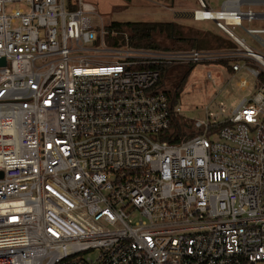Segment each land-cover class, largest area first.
<instances>
[{
  "label": "built area",
  "instance_id": "built-area-1",
  "mask_svg": "<svg viewBox=\"0 0 264 264\" xmlns=\"http://www.w3.org/2000/svg\"><path fill=\"white\" fill-rule=\"evenodd\" d=\"M197 3L239 51L114 47L93 4L0 0V264H264V56L234 32L264 46L243 26L264 0ZM238 60L253 96L162 140L182 110L161 69Z\"/></svg>",
  "mask_w": 264,
  "mask_h": 264
},
{
  "label": "rangeland",
  "instance_id": "rangeland-1",
  "mask_svg": "<svg viewBox=\"0 0 264 264\" xmlns=\"http://www.w3.org/2000/svg\"><path fill=\"white\" fill-rule=\"evenodd\" d=\"M84 2L96 6L98 13L106 19L107 23H130V22H171L178 25L192 28H197L203 31L219 32L213 22H194L189 14L198 8L197 0H83ZM211 8L215 11L221 9L224 0H206ZM25 8L23 3H12L7 6V12ZM254 11L264 12V5L259 4L252 6ZM246 29H264V21L243 22ZM235 34L244 39L246 44L256 53L264 56V46L257 40L248 35L244 29L236 28ZM226 38V37H225ZM264 40V35L261 36ZM157 42L170 44V40L165 36H157ZM236 48L228 50H240ZM212 51H221L225 49H210ZM227 63L232 66L233 63L226 61H218L211 64H200L192 70L184 91L176 104L182 110L183 120L188 122L193 128V124L198 119H205V109H209L211 113L218 116V119L224 121L230 116L234 108L244 99H250L255 92V79L247 71L246 67L259 70L260 67L256 64L247 63L244 60H238L243 68L240 72L234 73L230 67L223 64ZM235 63V62H234ZM185 70L181 67H176L168 73L164 83L167 84L168 90H176L181 75ZM211 73L212 79L207 75ZM180 76V77H179ZM246 79L250 83L248 90H242L239 87V82ZM191 131V130H190ZM191 132L188 131L187 134ZM95 256V252L91 254Z\"/></svg>",
  "mask_w": 264,
  "mask_h": 264
},
{
  "label": "trees",
  "instance_id": "trees-1",
  "mask_svg": "<svg viewBox=\"0 0 264 264\" xmlns=\"http://www.w3.org/2000/svg\"><path fill=\"white\" fill-rule=\"evenodd\" d=\"M130 1V0H127ZM112 29L116 30L119 35L112 39L109 43L114 47L129 46L131 48H147L165 51H181V50H210V49H233L236 43L231 39L212 31H203L197 28L178 25L171 22H130V23H112ZM127 34V37L125 36ZM157 36H165L170 40V44H160L157 42ZM226 37V38H225ZM234 72L232 66L227 63L223 64ZM195 66L184 67L185 72L181 75L178 86L173 92L168 90V95L176 103L184 91L187 80ZM175 70L173 67H164L161 69L162 77L160 83H164L165 72ZM180 77V76H179ZM261 81L264 83V73H262ZM225 124H220L212 131H217ZM192 125L183 120L182 116L174 117L170 129L162 135V140L168 141L170 144L180 142L182 139H189L196 136L199 132L195 131ZM191 130V131H190ZM191 132L190 134H187Z\"/></svg>",
  "mask_w": 264,
  "mask_h": 264
},
{
  "label": "water",
  "instance_id": "water-1",
  "mask_svg": "<svg viewBox=\"0 0 264 264\" xmlns=\"http://www.w3.org/2000/svg\"><path fill=\"white\" fill-rule=\"evenodd\" d=\"M7 65L6 57H0V67H5ZM3 172L0 171V179L3 178Z\"/></svg>",
  "mask_w": 264,
  "mask_h": 264
},
{
  "label": "crops",
  "instance_id": "crops-1",
  "mask_svg": "<svg viewBox=\"0 0 264 264\" xmlns=\"http://www.w3.org/2000/svg\"><path fill=\"white\" fill-rule=\"evenodd\" d=\"M218 34H221V35H223L220 31L219 32H217ZM224 36V35H223ZM240 72V71H239ZM234 73H237V72H234Z\"/></svg>",
  "mask_w": 264,
  "mask_h": 264
}]
</instances>
